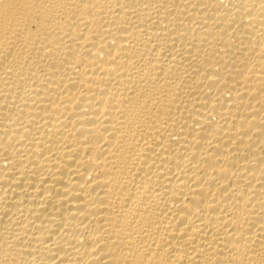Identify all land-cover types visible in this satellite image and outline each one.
I'll use <instances>...</instances> for the list:
<instances>
[{
    "label": "bare ground",
    "instance_id": "6f19581e",
    "mask_svg": "<svg viewBox=\"0 0 264 264\" xmlns=\"http://www.w3.org/2000/svg\"><path fill=\"white\" fill-rule=\"evenodd\" d=\"M0 264H264V0H0Z\"/></svg>",
    "mask_w": 264,
    "mask_h": 264
}]
</instances>
